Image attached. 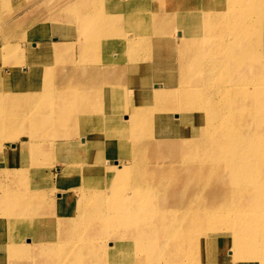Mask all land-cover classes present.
<instances>
[{
  "label": "rangeland",
  "instance_id": "374dc122",
  "mask_svg": "<svg viewBox=\"0 0 264 264\" xmlns=\"http://www.w3.org/2000/svg\"><path fill=\"white\" fill-rule=\"evenodd\" d=\"M77 1L79 0H0V48L9 42L20 46L24 55L26 54L24 64L19 65L18 80L24 93L16 99L18 106L12 103L0 104L7 118L1 120L0 116V209L7 208L8 211L9 207L15 206L18 202L16 193L22 191L23 194L32 196V201L25 206L37 212L33 217L36 220L41 218V213L48 212H44L46 199L58 201L60 195L68 197L71 201L58 204L59 209L52 208L55 215L68 211L80 214L85 206L96 203L89 201L92 196H87L86 190H79V185L92 183L101 187L98 190L102 192L101 202L106 199L104 194L112 188L124 189L127 186V189L130 187L128 195L142 194L147 204L146 212L139 214L142 216L148 214L147 212L173 216L174 210H177L179 215L195 214L196 220H200L199 215L209 211V214L218 216V233L233 228L220 221V216H231L233 210L251 209L250 211L264 212V157L259 156H264V148L258 149L259 155L254 150L257 140L264 138V118L260 120L257 117L264 111V0H113L115 6L111 10L114 20L126 23L129 21V26L137 35V39L132 41L128 38L124 26L120 25L117 34L111 36V42L114 43L111 50L112 63L116 67L127 66L135 59L137 53L143 54L146 50L144 44L157 50L173 47L175 51L170 56L162 54V59H157L156 53H145L140 58L141 65L154 62L159 68L156 72L131 76L127 73L118 74L116 80L120 82L119 85L97 87L102 94L93 98V107L78 111L80 123L86 122L88 125L87 134L82 135L72 133L76 124L66 122L60 126L66 114L58 109L57 104L53 106L48 100L53 97L55 85L62 87L64 81L72 77L69 72L73 65L78 71L90 69L95 65L91 60L95 58L92 54L87 53V61L81 57L78 17L82 15V8L75 4ZM85 1L97 4L105 0ZM147 1L150 4L146 3ZM123 4L127 6L121 7ZM204 5H208L209 15L216 17L218 27L227 29L230 25L233 28L220 35L215 30V25L208 22V31L205 30L192 41L178 42L177 40L182 39L179 34L181 28L190 22L191 18L200 17L201 23L206 21L202 13ZM87 16L89 19H97ZM236 17L241 18L243 24H234L233 19ZM254 17H259V24L263 29L251 25L250 21ZM54 22L61 24L52 27ZM43 29L48 31L41 37L39 35ZM63 29L70 35L63 36ZM88 31L94 33L93 30ZM200 38L210 39V47H200ZM113 39L124 41L117 44ZM34 42L43 46L39 66H32L28 58L29 48L35 49L32 47ZM47 45L66 48L64 56L46 52L44 47ZM222 48L226 50L223 51ZM105 49L106 46L100 49L92 48L91 52L98 55L104 53ZM207 55L210 60L204 62L199 59L200 56ZM182 57L187 59L181 61ZM59 66L63 69L56 72ZM10 72L9 63H5L0 57L1 76ZM207 80L212 84H207ZM134 81L142 83L136 84ZM179 81H183L181 84H184V81L192 82L183 85V91L188 93L183 98L188 101L204 97H214L220 104L229 101L227 120L217 121L221 113L211 105L206 106L205 111L208 112L205 113L186 107L176 111L173 108L172 89L161 85ZM35 88L39 89L41 95L32 97L28 92ZM4 90V87H0V92ZM73 90L59 91L65 96ZM175 90L176 93L180 92L179 89ZM137 93L141 94L140 99H137ZM210 93L211 95H208ZM107 104L115 108L125 107L117 122L107 121L100 116ZM19 106L25 110L22 111ZM242 106L248 107L249 114L247 112L234 117L237 110L238 113L243 112L239 109ZM15 114H19L21 119L17 120ZM206 117L209 120L207 127L203 122ZM114 129L119 131L116 138L110 133ZM224 129V137L219 136ZM52 130H55L54 133ZM65 130L71 132L69 147L75 151L68 147L65 150L64 146L61 149L56 147L62 141ZM49 131L55 136L49 135ZM120 132L122 133L119 134ZM6 135H12L16 139L6 138ZM24 138L31 140V146L28 142H20ZM52 142L55 143L53 147L49 144ZM16 145L22 147L20 152L14 151ZM105 149L111 152L112 163L108 162L110 164L100 160ZM221 157L225 159H220ZM69 158L83 162L75 165L77 172L67 175ZM83 158L85 159L82 160ZM24 164L29 166V176H25L28 180L25 184H17L14 181L16 177L13 176L15 173L12 172ZM89 166L99 167L92 170V175H87L83 172ZM109 166L117 169L114 176L113 171L106 168ZM101 168L106 169L102 171ZM252 173H257V176ZM83 175L85 180L80 178ZM112 179L117 180L114 187H107L106 183ZM38 183L41 186L35 187ZM226 188L235 189L240 196L239 201L220 202L218 191L223 192ZM95 191L93 189L94 194ZM38 192L41 195H37ZM190 193L195 199L190 200ZM84 198L88 200L84 201ZM162 199L166 200L170 207L160 209L163 205ZM179 200L191 203L190 208L173 209L172 205ZM117 205L118 209L123 210L124 206H128V202L118 199ZM101 225L81 222L79 228L72 230L76 233L69 234L71 238L67 237L64 224L62 231L57 228L55 234L52 228L42 241L47 242L50 238L60 240L55 243L57 246L53 245V253L36 251L33 247L32 257H27L26 261L29 263L26 264H70V261L81 259L79 254L82 253L86 260L80 264H213L211 248L207 245L210 237L206 233L197 234L196 241L189 243L181 235H169L165 232L160 242L177 240V246L172 253L154 250L153 254L145 248L147 238L134 237L133 240L129 236H123L119 243L129 242L130 246L125 248L126 251L123 250L126 258H120L118 261L113 255H105V248L110 247L109 242L98 236L101 231L105 234L120 235L122 225ZM208 231L214 233L211 229ZM111 239L112 242L118 243L115 237ZM28 240L30 239L25 238L24 243H33L32 246L41 242V238L30 241L31 244ZM83 241L91 243L81 250L82 253H75ZM8 243L6 235L1 232L0 245ZM95 243L100 246L96 252L92 246ZM18 260L16 256H10L7 246L0 247V264H17Z\"/></svg>",
  "mask_w": 264,
  "mask_h": 264
},
{
  "label": "bare ground",
  "instance_id": "6f19581e",
  "mask_svg": "<svg viewBox=\"0 0 264 264\" xmlns=\"http://www.w3.org/2000/svg\"><path fill=\"white\" fill-rule=\"evenodd\" d=\"M92 3L93 1L88 2V1L82 0L80 2L79 0L75 4L81 6L82 8V11H81L82 15L78 17V24L80 25L79 37H81V40H80L81 41V45H80L81 57L84 61H87V59H89V54L87 53L92 54L93 56H95V58L91 60L95 63V65L94 67L87 69V70H83V71H78L73 65L70 72L68 69H65L64 67V69L67 70L69 74L72 75V77L69 78L67 81H64V83L62 82L64 84V86L62 87H58L59 85H55L54 87L55 92L53 93V97L52 99H48L49 103H51L53 106L57 104L58 109L60 111H64V113L66 114L63 121H61L60 126L66 122L77 125L76 129L72 132L75 135L87 134L88 125L86 122L80 123L78 111L86 110V109L93 107V98L102 94V92H100L101 91L100 88H97V87H101V86L111 87V86L119 85L120 82L116 80V77L118 76V74L127 73L128 76H131L133 74H139V73L147 74L148 72H156L159 70V68L155 66L154 62H150L151 64L141 65L139 62L140 58L143 55H145V53L148 55L156 53L157 59L158 58L162 59L163 55L170 56V55H173L175 51L173 47H168L163 50H157V49H154L153 47H150V45L148 44H144L143 46L146 48V50L143 52V54L137 53L135 59H133V61H131V63L127 66H123L120 68L116 67L112 63L113 53L111 50L113 48L114 43H112L113 41L112 39H110L111 36L113 34H117V31L119 29L118 26L120 25L124 26L125 32L128 33L127 34L128 38L130 37L129 39H132V41L133 39H137V35H135V31L133 30V28L129 26V21L126 23V21L122 22L120 20L118 21L114 20L113 18L114 16H112L113 12L111 9L112 7L115 6V1L105 0L102 3H97V4H92ZM146 3L150 4L149 1H147ZM126 6H127L126 4L121 5V7H126ZM207 6L208 5H204L203 10H202L203 17H205L206 21L204 23H201L200 17L191 18L190 22H188L181 28L179 34H180V38L182 39L177 40L178 42L184 43L187 41H192L197 37V35L202 34L203 32H205V30L208 31L207 29L208 22L213 23L215 25V30L220 35H222L223 33L229 32V30L233 28V27H230V25L228 26L227 29H221L220 27H218L216 25V17L215 16L211 17V15H209ZM87 15L97 17V19H94V20L89 19ZM233 22L234 24H238L240 22L241 24H243L242 19L239 17L234 18ZM250 22H251V25H253L255 28L262 27L259 24L260 22L259 17H254ZM54 23L55 24H53L52 27H56V24L57 25L61 24L58 22H54ZM88 30H93L94 33ZM47 31L48 29L41 30V33L39 36L44 37ZM61 32L63 36L70 35L64 29L61 30ZM114 41L117 44H119V42L120 44H122L123 43L122 41L124 40H114ZM198 45L200 47L202 46V48H208L210 47V39L202 40L200 38ZM2 46L3 47L0 48V57L3 59L5 63L7 62L9 63L11 67V72L10 74H5L4 76H1L2 74L0 73V87L5 88L4 91L0 92V104L12 103V104L17 105V101H16L17 97L20 94L24 93V91H22L23 88H21V85H20L21 83L18 80L19 78L18 75L20 74L19 65H21V63L24 64L26 54L24 55L23 49L20 46L11 44L9 42L7 44H3ZM104 46H106L104 53H100L97 55L91 52L92 48L100 49V48H103ZM32 47H35V49L33 50L29 48V56L28 55L27 56L30 59L32 66H39L40 60H41L40 52L43 49V46L37 44V42H34L32 43ZM46 47H44L46 52H54L57 54V56H61V57L64 56L65 54L66 48L65 49L62 47L55 48V47L48 46V45ZM68 47L70 48L71 46L68 45ZM120 47H122V45H120ZM222 50L225 51L226 48H222ZM84 53L86 54L84 55ZM209 57H210L209 55H207V57L200 56L199 59L205 62V61L210 60ZM186 59L187 58L182 57L181 61L186 60ZM156 63H159V62H156ZM62 69L63 67L59 66L56 69V72H60L62 71ZM25 72L27 73V70ZM21 78L22 77H20V79ZM10 83L11 85H9ZM133 83L141 84L142 82L134 81ZM181 83H183V81L170 82L169 85H161V87L167 86L172 89L171 95L173 96V104H174L173 108L176 111L178 110V108L182 110L184 107H186L190 110L196 109L198 112L200 111V112L205 113V112H208V111H205V109H207L206 106L211 105L215 110L221 113L219 114L217 121L223 122V120L224 121L227 120L226 112L228 108L227 103L229 101H227L226 103L220 104L219 100L215 99L214 97H204L200 100L193 98L192 100L188 101L183 98L185 95L188 94L185 91H183V85L184 84L187 85L186 83L192 84V82L184 81V84H181ZM207 84H212V83L210 80H207ZM122 85H125V84H122ZM60 89H74V90L73 92H70L64 96V93L62 91H59ZM175 89H179L180 92L176 93L177 90ZM18 90H20L21 92ZM28 93L29 94L31 93L32 97L41 95L39 89L37 88L32 89V91ZM29 94L26 93V95H29ZM208 95H211V93ZM136 97L137 99H140L141 94L137 93ZM19 107L22 109V111L25 110L24 107L22 106H19ZM247 108L248 107L246 106L240 107L239 109L242 110L243 112L238 113L237 112L238 110H237L234 117L237 118L239 115L247 113L249 111ZM3 110L4 109L0 107L1 120L6 118V115L3 113ZM123 111H125V107L115 108L107 104L106 108L103 109L104 113L101 114L100 116L102 117V119H106L107 121L117 122L119 115ZM15 115H16L17 120L21 119V116L19 114L18 115L15 114ZM257 117L260 118V120H262L264 118V111H262L261 114L257 115ZM203 122L205 123L204 126L207 127V124H209V120L207 119V117L205 118ZM234 122L235 120L233 121V123ZM242 129H244L243 124H242ZM225 130L226 129H224L219 134V136L224 137L223 132ZM54 131L55 130H52L53 133ZM114 131H111V132L109 131V132L111 133V135H113V137L115 136L118 137L119 131L116 129H114ZM52 132L49 131L48 134L55 136V134H53ZM64 132H65V135L61 139L62 141H60L56 145V147L61 149L64 146L63 149L65 150L68 147L71 151H75L74 148L69 147L70 141L68 140L71 135V132L66 131V130ZM121 133L122 132H120L119 134ZM6 138L16 139V137L12 135H6ZM26 138H24V140L20 142H28V145L31 146V143H32L31 140L30 141L26 140ZM49 144L51 147L55 146L54 145L55 143L53 142ZM21 148H22L21 146L16 145L14 146V151L20 152ZM261 148H264V138H259L256 142V146L254 147V150L256 151L258 155H259L258 149H261ZM103 152L104 154L102 155V158L100 160L106 163L108 162L112 163L110 150L105 149L103 150ZM259 156L264 157L263 155H259ZM84 159L85 158H83L82 160ZM220 159H225V157H221ZM69 160H70V163L67 165V170H66L67 175H70L72 172H77L78 168L75 165L83 162L75 158H69ZM118 164L119 162L116 165L118 166ZM98 167L99 166H89L88 169H84L85 172L83 173L87 175H92V170H97ZM106 168H109V171H113V176L115 175L114 172L117 169H112V167L110 166ZM106 168H101L100 170L103 171ZM93 172L94 174L99 175V173H96L95 171ZM262 172L263 171L261 170V173ZM12 173H15V175L13 176L14 178L16 177L15 178L16 180L14 179V181H16L17 184L18 183L25 184V182L28 180L27 177L25 176H29L28 174L29 166H27V164H24L23 166L19 165V167L16 170H14ZM78 174H82V173H78ZM252 174L257 176V173H252ZM81 177H82L81 180L86 179L85 175L80 176V178ZM124 180L126 179H122V181ZM116 182H117L116 179H112L110 180V182L106 183V185L107 187H114ZM37 186L40 187L41 185L39 186V183L35 184V187ZM79 186L81 187V189L79 190L88 191L87 196L89 195L92 196V198L89 199V201L92 200V202H95L96 204H90V205L88 204L81 210L82 212L80 214H74L68 211L67 213L64 212V214L62 215H58V214L55 215V213H53L55 211L51 210L52 208L56 207L57 209H59L58 204H67V202H70L71 200L68 197H64V196L62 197L61 195L60 197H58L59 198L58 201L57 199L54 200V199L47 198L45 201L44 212L45 211H48V212H45L43 214L41 213L40 215L41 218L39 220H36L33 218L35 215H37V212L29 208H26L25 206L26 204L32 201V196L29 195L28 193L23 194L22 191H17L16 195L18 198V202L16 203V205L13 207H9L8 211H7V208L3 209V207L2 209H0V233L3 232V234L6 235V239L9 240L8 245H3V246L0 245V247L7 246V250L10 256H16L17 258H19L17 264H26V263H29V261H26L27 257H32V253L34 252L33 247L36 249V251L42 250L44 252L46 251V252L53 253V248H54L53 245L55 243H59L60 240L50 238L47 242L42 241V238H44L46 234H49V231H51L52 228L54 229V231L52 232L55 234L57 228H59V230L62 231V224H64L66 226V230L68 233L67 237L71 238L69 234L76 233V232H72V230L76 229L77 227L79 228V225L81 222H89V223L97 224V225H99V223L101 225V222H102L101 226H107L112 223L115 225L114 227H117V225H120V226L122 225L120 235L105 234L101 231L99 232V236H98V238L103 239V241L107 240V243L109 242L110 247L105 248V252H104L105 255H109L111 257L113 255V257H115L118 261H120L119 260L120 258H126V256L123 255V250H125L126 247L130 246V245L128 246L129 242H127L126 244L119 243L121 239L123 238V236L124 237L129 236L133 240H134V237H137L140 239L147 238L148 243H146L145 248H147L151 252V254L154 253V250L159 251V252L165 251V252L172 253L173 249L177 246L176 245L177 240L176 242H173V240L172 242H169V241L160 242L161 236H163V234L167 232V234L169 235L171 234L181 235L189 243H194V240L196 241L198 237L197 234L206 233L207 236L210 237L207 245L211 248V253H212L211 261L213 264H232V263L234 264H264V212L263 211H260V210L250 211L251 209L249 210L236 209L232 211L231 216L229 214L225 218L220 216L221 222H226L225 224L227 226H230V227L232 226L233 228L231 230H227V231L224 230L223 232L218 233L217 231L218 225L216 223L218 221V216H213L211 213L209 214V211L206 212V214H203L202 216L199 215V217L201 218L200 220H196L194 216L195 214L193 215L191 214L192 216L190 214H187L185 216L181 214L179 215L177 213V210H174L173 216L167 215V214L156 215L152 212H147L148 214L142 216L139 214L146 212L147 204L144 202L143 196L140 193H138L137 195L135 194L128 195L130 187L129 189H127V186L124 189L123 188L121 189L112 188L111 189L112 191L109 189V191H107L108 194L107 193L104 194V196H106V199L103 202H101L100 199H101L102 192L98 191L101 189L99 185H93L92 183H90L85 186H82V185H79ZM117 186H120V185H117ZM107 187H104V189H106ZM93 189L96 190L95 194L97 195L93 193ZM197 191H195L194 193L195 196L197 194ZM222 191L223 192L218 191V197H219L220 202L230 203L232 201L233 202L239 201L240 196H238L235 189L226 188V189H223ZM37 195H41L40 192H38ZM189 196H190V200L195 199L193 198V195L191 193L189 194ZM118 199L128 202V206L126 208L124 206L123 210L118 209V205H117ZM85 200H88V199L84 198V201ZM109 201L110 203H108ZM162 202H163V205L160 206V209L162 208L165 209L166 207H170V204H168L166 200L162 199ZM190 206H191V203L187 204L185 201L179 200L175 205H172V208L173 209L174 208L178 209L181 207L190 208ZM184 218H185V221H183ZM209 229L213 230L214 233L212 232L211 234V232L208 231ZM112 237H115L118 243L112 242V239H111ZM25 238L30 239L27 241L29 242V244H31L30 241L33 242L37 238H41V242L38 244L35 243L34 246H32L33 243L31 245L24 243ZM203 241H206V240H203ZM90 243L91 242L87 243V241L81 242V244L76 248L74 252L77 254L82 253L81 250L87 247V245ZM143 244L145 243L143 242ZM55 245L57 246V244ZM92 246L94 248L93 247H89V248H93L94 252L100 249V246H98V244L96 243ZM70 251H68V253ZM94 252L92 251V254ZM79 255H81L80 257L82 258L81 259L78 258V260L70 261V264H73V263L80 264L86 260L84 258L85 256L83 255V253ZM97 256L98 255H95V257ZM61 262H64V261H61ZM157 264H168V263H157Z\"/></svg>",
  "mask_w": 264,
  "mask_h": 264
}]
</instances>
